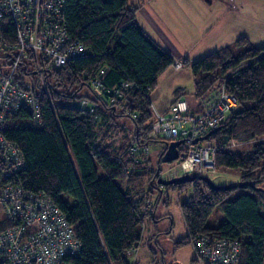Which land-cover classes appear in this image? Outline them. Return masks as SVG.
Masks as SVG:
<instances>
[{
	"label": "trees",
	"instance_id": "trees-1",
	"mask_svg": "<svg viewBox=\"0 0 264 264\" xmlns=\"http://www.w3.org/2000/svg\"><path fill=\"white\" fill-rule=\"evenodd\" d=\"M138 8L127 0H65L67 34L87 53L62 67L47 69V95L37 92L38 122L25 110L7 116L4 122V137L19 148L23 167L3 182L44 191L59 207L81 241L74 264H137L129 263L125 254L142 240L143 217L154 210L148 202L149 185L156 186L154 178L160 171L150 167L147 149L160 143V164L166 158L167 144L173 142L147 138L154 121L151 91L175 59L137 25ZM13 39L14 29L9 26L0 36L7 59H11L8 45ZM181 64L191 69V95L196 104H189L178 90L163 115L180 99L199 114L217 100L220 90L232 94L238 109L201 138L215 144V169L235 170L240 181L217 187L206 176L194 174L181 173L192 179L180 183H164L167 180L159 178V189L190 192L187 200L178 203L186 233L175 245L192 247L197 236L209 235L239 244L237 264H264V46L256 47L240 36L198 60L184 59ZM95 80L100 85L95 86ZM84 87L93 92V102L110 111L109 116L87 97H78ZM215 89L216 95L212 94ZM81 100L89 107L78 106ZM118 115L130 118L133 129L116 123ZM242 144L245 148H234ZM2 167L0 162V174ZM216 206L224 221L208 226ZM192 261H198L196 255Z\"/></svg>",
	"mask_w": 264,
	"mask_h": 264
},
{
	"label": "built area",
	"instance_id": "built-area-1",
	"mask_svg": "<svg viewBox=\"0 0 264 264\" xmlns=\"http://www.w3.org/2000/svg\"><path fill=\"white\" fill-rule=\"evenodd\" d=\"M65 0H0V36L9 26L14 29L8 45L9 64L0 67V264H74L81 241L72 231L63 212L44 191L32 192L21 186L3 182L23 167L19 148L4 137L7 116L27 111L39 121L38 93L47 95L45 73L59 68L87 53L78 41L71 40L63 19ZM34 66L39 79L36 84L23 76ZM22 71H19L22 67ZM182 66L178 60L173 67ZM95 86L100 85L95 80ZM124 87V86H123ZM38 92V93H37ZM89 107L85 100L77 103ZM238 109L236 98L225 90L206 110L195 114L185 100H177L169 114L155 113L147 138L179 141L178 165L181 173L206 176L215 170L216 147L202 139L218 127L225 116ZM92 112L93 109L89 108ZM136 147V146H135ZM146 147H143V150ZM130 150L135 152L134 146ZM201 264H237L240 254L235 241L199 235L191 242Z\"/></svg>",
	"mask_w": 264,
	"mask_h": 264
},
{
	"label": "rangeland",
	"instance_id": "rangeland-1",
	"mask_svg": "<svg viewBox=\"0 0 264 264\" xmlns=\"http://www.w3.org/2000/svg\"><path fill=\"white\" fill-rule=\"evenodd\" d=\"M143 1L147 4L144 5V8L153 17V21L159 28L164 31L163 33L169 39L170 44L180 51L190 50L191 53H195L197 50L203 49L207 45L205 42H210V40L213 45H223V43L232 40L235 33L240 32L244 33L254 46H264V0H229L228 7L224 4L226 0ZM221 17L224 20V26L212 30L210 35L203 37L209 29L208 27L202 33L205 19L211 20L215 27ZM137 18L139 23L144 26V16L137 14ZM195 27L199 29L197 33L200 35L194 31ZM212 34L213 36H211ZM6 54V51L0 47V67L6 65V61L9 60ZM193 57L194 54L188 56L189 59ZM201 57L203 56H199L195 60ZM178 61L182 63L181 60ZM34 69V66L29 65L23 78L27 82L36 84L39 75L31 74ZM178 69L169 66L157 78V85L150 94L154 120L155 113L163 115L160 113V107L168 104L173 98L172 91L175 88H180V93L184 94L183 97L189 103L195 102L190 94L194 88V78L190 67ZM47 81L53 83L51 78H47ZM212 94L216 95L217 89L212 91ZM77 95L78 97H87L88 102L98 106L104 115H110V111L105 109L100 102H93L94 94L90 89L84 87ZM114 118V121L123 125L124 128L133 129L130 118L123 115L114 116ZM116 141L119 142L118 137ZM234 148H245V145H235ZM161 152L160 143L148 146L146 156L150 167L154 170L160 169L158 177L154 178L156 186L149 185L151 192L148 193V202L154 210L152 214L143 217L140 225L142 240L136 249L125 254L126 259L129 263L136 262L137 264H200L198 261H192L195 253L190 245H175L186 233L178 203L187 200L190 192L189 190L179 192L175 188L161 187L159 189L157 187L159 178L168 180L181 174L177 160L164 162L163 156L162 162L158 163ZM206 177L217 187L237 184L240 181L235 170L215 169L213 172H208ZM223 221V212L216 206L208 217L207 225L217 226Z\"/></svg>",
	"mask_w": 264,
	"mask_h": 264
},
{
	"label": "crops",
	"instance_id": "crops-1",
	"mask_svg": "<svg viewBox=\"0 0 264 264\" xmlns=\"http://www.w3.org/2000/svg\"><path fill=\"white\" fill-rule=\"evenodd\" d=\"M228 1L229 0H226L224 2V4L226 5V7H228ZM127 3H128V5L139 6V8L137 9V11L135 13V20H136L137 25L140 26L144 31H146V33L151 38H153L158 44H160L163 48H165L168 52H170L171 55L174 57L175 60H181V61H183L184 59H187L188 61H193V60H195V58H198L199 56H203L204 54L215 50V48L219 49V48H221V47H223V46H225V45L233 42L236 38L240 37L241 35L242 36H246V35H244V33H241V32L240 33H235L233 39L230 40V41H228V42H226V43H223V45H216V44L213 45V43L210 40V42L209 41L208 42H205L207 45L203 49H199L195 53H191L190 50H186V51L181 50L180 51L178 48H176V47L174 48L172 46V44H170L169 39L166 38V36L163 33L164 31H162L159 28V26L157 25V23L153 21V17L144 8L145 7L144 5H147L146 2H144L143 0H141V1L140 0H127ZM137 14H141V15L144 16V18H145V21H144L145 24H144V26L145 27L139 23L138 18H137ZM213 26H214V24L211 23V20L205 19V25H203V27H202V33L208 27H209V29L205 32V34H204L203 37L210 35V33L212 32V30H217L218 28L224 26V20L222 19V17L218 19V23L215 25V27H213ZM198 30L199 29L197 27H195L194 31L196 32L197 35H200V33H197ZM211 36H213V34ZM209 43H211V44H209ZM219 46H221V47H219ZM191 54H194V57L192 59H189L188 56L191 55ZM182 68H180V69H182ZM180 69H178V70H180ZM156 85H157V83H156ZM179 89L180 88H177V89L175 88L172 91L173 98H174L176 92H178ZM193 91H194V88H193ZM193 91L190 94H192ZM172 99L168 102V104H166L163 107H160V113L161 114H166L168 112L169 105H170V102L172 101ZM189 104L195 105L196 102L193 101V103H189Z\"/></svg>",
	"mask_w": 264,
	"mask_h": 264
},
{
	"label": "water",
	"instance_id": "water-1",
	"mask_svg": "<svg viewBox=\"0 0 264 264\" xmlns=\"http://www.w3.org/2000/svg\"><path fill=\"white\" fill-rule=\"evenodd\" d=\"M203 138H206V136H204ZM178 145H179V141L167 144V151L165 153L166 158H164V162L173 161V160L177 159V157H178V152H177ZM191 179H192V177L184 175V176L171 178V179H169L167 181H163V182L164 183H180V182H184V181H189Z\"/></svg>",
	"mask_w": 264,
	"mask_h": 264
},
{
	"label": "flooded vegetation",
	"instance_id": "flooded-vegetation-1",
	"mask_svg": "<svg viewBox=\"0 0 264 264\" xmlns=\"http://www.w3.org/2000/svg\"><path fill=\"white\" fill-rule=\"evenodd\" d=\"M180 176V175H179ZM181 176H183V175H181Z\"/></svg>",
	"mask_w": 264,
	"mask_h": 264
}]
</instances>
